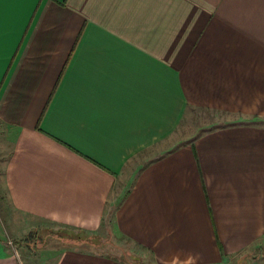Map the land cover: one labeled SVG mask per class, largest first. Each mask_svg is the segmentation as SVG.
<instances>
[{"label":"crops","instance_id":"obj_1","mask_svg":"<svg viewBox=\"0 0 264 264\" xmlns=\"http://www.w3.org/2000/svg\"><path fill=\"white\" fill-rule=\"evenodd\" d=\"M191 109L236 122L172 143ZM0 130V264H30L36 223L108 218L146 264H264V0H28L0 38Z\"/></svg>","mask_w":264,"mask_h":264},{"label":"rangeland","instance_id":"obj_2","mask_svg":"<svg viewBox=\"0 0 264 264\" xmlns=\"http://www.w3.org/2000/svg\"><path fill=\"white\" fill-rule=\"evenodd\" d=\"M232 115L208 109H191L180 124L172 143H188L209 129L236 122ZM1 131V130H0ZM3 138L0 136V152ZM125 193V191H123ZM24 222V219L21 218ZM32 232L16 234V248L30 264H51L61 248L87 250L124 258L133 264H146L147 253L122 237L106 219L101 232L85 235L63 230L47 222L36 223Z\"/></svg>","mask_w":264,"mask_h":264},{"label":"snow or ice","instance_id":"obj_3","mask_svg":"<svg viewBox=\"0 0 264 264\" xmlns=\"http://www.w3.org/2000/svg\"><path fill=\"white\" fill-rule=\"evenodd\" d=\"M27 2L28 0H0V38L6 28L13 24L15 11Z\"/></svg>","mask_w":264,"mask_h":264}]
</instances>
